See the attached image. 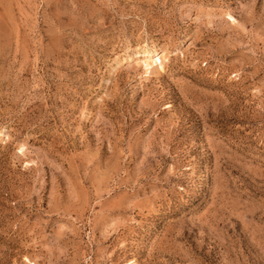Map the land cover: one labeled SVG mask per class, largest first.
Returning <instances> with one entry per match:
<instances>
[{
	"label": "rangeland",
	"instance_id": "374dc122",
	"mask_svg": "<svg viewBox=\"0 0 264 264\" xmlns=\"http://www.w3.org/2000/svg\"><path fill=\"white\" fill-rule=\"evenodd\" d=\"M0 264H264V0H0Z\"/></svg>",
	"mask_w": 264,
	"mask_h": 264
},
{
	"label": "bare ground",
	"instance_id": "6f19581e",
	"mask_svg": "<svg viewBox=\"0 0 264 264\" xmlns=\"http://www.w3.org/2000/svg\"><path fill=\"white\" fill-rule=\"evenodd\" d=\"M145 57H146L145 64H146V69L147 70H150L151 71L155 65H156L155 68L156 67L157 68H163V66H164V59L166 58V56L164 55V53L160 52L158 50V48H156V47H153L152 48L151 47V48L147 49L145 51L144 58Z\"/></svg>",
	"mask_w": 264,
	"mask_h": 264
}]
</instances>
